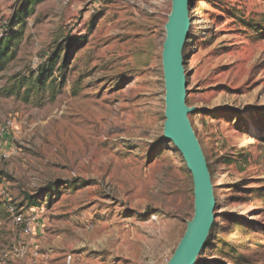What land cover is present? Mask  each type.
Instances as JSON below:
<instances>
[{"label": "rangeland", "instance_id": "374dc122", "mask_svg": "<svg viewBox=\"0 0 264 264\" xmlns=\"http://www.w3.org/2000/svg\"><path fill=\"white\" fill-rule=\"evenodd\" d=\"M171 12L0 0V264L169 263L195 215L163 133ZM189 15L186 101L216 199L196 264H264V0H191ZM53 54V87L9 92Z\"/></svg>", "mask_w": 264, "mask_h": 264}, {"label": "water", "instance_id": "95a60500", "mask_svg": "<svg viewBox=\"0 0 264 264\" xmlns=\"http://www.w3.org/2000/svg\"><path fill=\"white\" fill-rule=\"evenodd\" d=\"M191 0H172L163 47L165 81L164 137L182 154L194 183L195 215L168 264H196L215 222L216 199L211 173L193 129L187 105V83L183 50L190 34Z\"/></svg>", "mask_w": 264, "mask_h": 264}, {"label": "trees", "instance_id": "16d2710c", "mask_svg": "<svg viewBox=\"0 0 264 264\" xmlns=\"http://www.w3.org/2000/svg\"><path fill=\"white\" fill-rule=\"evenodd\" d=\"M6 49V47L0 48V58L6 54ZM55 58L56 54H53L49 61L42 63L37 71H31L28 77L17 78L13 89L9 92H15L18 96L28 100L33 94L39 95L42 90L53 87L55 79L50 75V72L54 71ZM48 62L50 63L48 64Z\"/></svg>", "mask_w": 264, "mask_h": 264}, {"label": "built area", "instance_id": "2783aa9c", "mask_svg": "<svg viewBox=\"0 0 264 264\" xmlns=\"http://www.w3.org/2000/svg\"><path fill=\"white\" fill-rule=\"evenodd\" d=\"M10 211H11L12 213H14L13 208H10ZM34 222H35V219L29 221V223L26 224L25 228L23 229V231H24L25 234H27V235L32 234V232H33V225H34L33 223H34ZM18 223H21L20 218H19Z\"/></svg>", "mask_w": 264, "mask_h": 264}]
</instances>
